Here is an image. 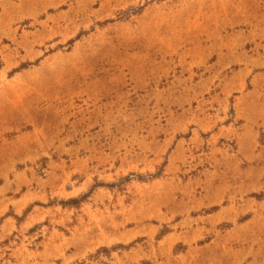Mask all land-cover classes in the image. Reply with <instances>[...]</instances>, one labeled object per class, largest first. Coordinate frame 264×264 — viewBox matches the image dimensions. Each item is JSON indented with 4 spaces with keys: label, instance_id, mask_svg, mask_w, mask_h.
I'll return each instance as SVG.
<instances>
[{
    "label": "rangeland",
    "instance_id": "rangeland-1",
    "mask_svg": "<svg viewBox=\"0 0 264 264\" xmlns=\"http://www.w3.org/2000/svg\"><path fill=\"white\" fill-rule=\"evenodd\" d=\"M0 264H264V0H0Z\"/></svg>",
    "mask_w": 264,
    "mask_h": 264
}]
</instances>
